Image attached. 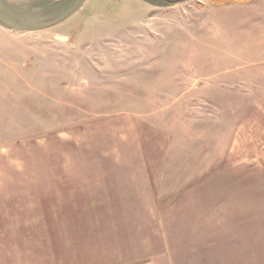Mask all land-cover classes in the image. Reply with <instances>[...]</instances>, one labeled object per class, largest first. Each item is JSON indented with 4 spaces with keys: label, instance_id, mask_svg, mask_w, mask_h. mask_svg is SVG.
I'll return each instance as SVG.
<instances>
[{
    "label": "rangeland",
    "instance_id": "obj_1",
    "mask_svg": "<svg viewBox=\"0 0 264 264\" xmlns=\"http://www.w3.org/2000/svg\"><path fill=\"white\" fill-rule=\"evenodd\" d=\"M97 263L264 264V0H0V264Z\"/></svg>",
    "mask_w": 264,
    "mask_h": 264
},
{
    "label": "crops",
    "instance_id": "obj_2",
    "mask_svg": "<svg viewBox=\"0 0 264 264\" xmlns=\"http://www.w3.org/2000/svg\"><path fill=\"white\" fill-rule=\"evenodd\" d=\"M101 226V225H100ZM90 250V249H89ZM97 264H99V263H97Z\"/></svg>",
    "mask_w": 264,
    "mask_h": 264
}]
</instances>
